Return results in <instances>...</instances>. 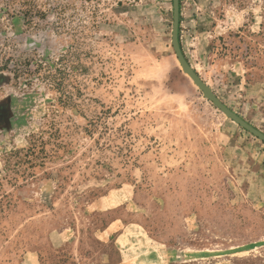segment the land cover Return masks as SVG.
Masks as SVG:
<instances>
[{"label":"rangeland","instance_id":"374dc122","mask_svg":"<svg viewBox=\"0 0 264 264\" xmlns=\"http://www.w3.org/2000/svg\"><path fill=\"white\" fill-rule=\"evenodd\" d=\"M172 25L0 0V264H264V142ZM178 41L264 135V0H179Z\"/></svg>","mask_w":264,"mask_h":264},{"label":"water","instance_id":"95a60500","mask_svg":"<svg viewBox=\"0 0 264 264\" xmlns=\"http://www.w3.org/2000/svg\"><path fill=\"white\" fill-rule=\"evenodd\" d=\"M173 4V25H172V47L175 53V56L182 67L183 71L190 77V79L193 81V83L202 91L204 96L213 103L215 107H217L222 113H224L227 117H229L231 120L236 122L238 125H240L242 128L247 130L249 133L260 139L262 142H264V135L254 129L252 126L247 124L245 121H243L241 118H239L237 115L232 113L230 110H228L211 92L210 90L205 86V84L199 79V77L195 74V72L192 70V68L189 66V64L186 62L178 41V25H179V0H172Z\"/></svg>","mask_w":264,"mask_h":264}]
</instances>
